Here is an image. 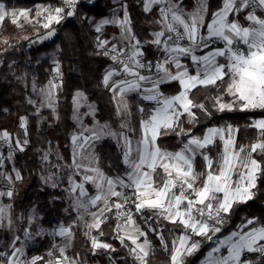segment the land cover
Here are the masks:
<instances>
[{
    "label": "snow or ice",
    "instance_id": "snow-or-ice-1",
    "mask_svg": "<svg viewBox=\"0 0 264 264\" xmlns=\"http://www.w3.org/2000/svg\"><path fill=\"white\" fill-rule=\"evenodd\" d=\"M133 3L155 26L150 39L137 35L128 0H111L100 18L84 10L94 8L96 0L19 9L0 2V65L20 41L43 44L74 18L93 33L90 55L111 61L101 85L113 102L112 118L102 122L88 95L73 92L74 129L65 155L52 141L40 147L30 138L32 118L40 124L48 119L44 109L55 122L61 119L64 50L56 46L39 86L35 74L11 72L24 87L31 77L37 98L26 95L34 111L18 116L16 132L0 129V149L6 147L0 150V231L11 233L7 242L0 240V264H88L89 256H103L106 264H154L158 253L162 264H189L205 245L199 264H264V217L246 216L225 232L241 205L264 195V0H219L215 8L209 0ZM6 19L20 35H2ZM107 26L118 35L108 38ZM146 49L157 55L148 59ZM15 64L6 66L11 70ZM200 90L206 93L203 99L197 98ZM232 113L251 118L242 126L225 120L195 131L219 114ZM241 127L255 130L250 143H238ZM170 136L177 139L175 150L163 144ZM106 140L115 145L118 158L106 164L111 173L96 151ZM30 148L37 154L33 171L42 185L63 193L52 199L68 201L67 223L45 229L35 206L27 215L14 214L27 168L17 167L16 158ZM46 234L53 238L47 251L30 255L28 242ZM78 234L85 251L70 254Z\"/></svg>",
    "mask_w": 264,
    "mask_h": 264
},
{
    "label": "trees",
    "instance_id": "trees-1",
    "mask_svg": "<svg viewBox=\"0 0 264 264\" xmlns=\"http://www.w3.org/2000/svg\"><path fill=\"white\" fill-rule=\"evenodd\" d=\"M9 8H33L39 3H55L56 0H0ZM130 11L133 14L135 21L134 28L140 39L151 37L149 32L155 26H150L147 21L150 17L140 11L133 0H128ZM191 3V0H188ZM211 8H215L219 0H209ZM111 5V0H96L94 8H85V12L96 18L107 14ZM28 34H31V29H28ZM3 36L15 37L20 35L19 29L11 25L6 19L4 22ZM35 38V37H33ZM93 33L87 26H82L76 19L70 18L64 23L57 36L52 40L45 41L43 44H36L29 46L28 41H20L14 50L4 54L5 65H0V109L7 108L8 112L0 111V129L6 128L10 132H16L18 127V116L23 114H31L34 111L32 105L26 104L25 97L29 95L28 88L18 83L12 76L11 72L16 71L19 75L23 70H32L36 75L38 81L44 83L47 79V70L51 64L49 59H42L37 63L38 58L55 49L59 45L63 50V71L65 80L64 98H62L59 113L60 121L55 122L50 114V110H45L42 115L47 117V121L43 124L37 123V118H32V126L30 132L31 140L37 146L43 147L44 141H52L53 144H58L60 150L68 154V136L74 129V122L71 120V97L75 90H83L94 102L98 109V118L103 122L113 116V102L111 101V94L102 87L101 78L104 69L111 63L103 57L90 55L93 51ZM15 43V41H13ZM148 59H153L157 54L152 49H146ZM15 60L16 64L10 70L6 65L11 64ZM175 87V85H173ZM204 90L196 93L198 99H203L205 95ZM254 115H259L256 113ZM246 118H251L248 113H232V114H219L213 120L207 121V124H201L195 131L201 132L203 128L212 126L213 124L219 125L223 121H229L234 125H244ZM255 130L241 127L238 134V143H250L254 137ZM164 146L170 150H175L179 147L177 139L174 136L164 138ZM97 152L100 154L102 163L105 165V170L111 173V169L106 167L108 162L115 163L117 157L115 153V145L110 141H104L101 145L97 146ZM219 150V148H217ZM215 155V152L213 153ZM26 165L27 168L24 172V183L18 184V196L14 201V214L23 212L25 215L33 206L36 207L39 215L42 217L40 220L41 225L46 228L54 227L58 222L67 223L69 217L63 211L67 207L68 201L65 199L53 200V196H63L59 190H54L49 187L43 186L41 181L35 175L33 169L38 168V158L35 151L30 148L26 153L18 154L16 158V166L21 167ZM199 167V164H198ZM123 165H120V169ZM74 215V213H73ZM252 215L264 217V195L260 196L257 200L249 202L247 205H241L236 214L232 217L231 221L225 228V232H229L238 226L244 217ZM4 233V234H3ZM3 235L9 237L8 232L0 231V238ZM154 243L158 246V241L153 236L151 237ZM118 249L120 244L118 241L107 238ZM52 237L45 235L38 239V242L33 247L29 248V254H43L50 247ZM86 245H84V237L78 234L73 249L70 253L79 251L83 253ZM208 245L201 249V252L189 258V264H199V262L206 255ZM118 255H124L123 250ZM164 256L157 254L154 264H162ZM88 262L91 264H106V258L103 256H89Z\"/></svg>",
    "mask_w": 264,
    "mask_h": 264
},
{
    "label": "rangeland",
    "instance_id": "rangeland-1",
    "mask_svg": "<svg viewBox=\"0 0 264 264\" xmlns=\"http://www.w3.org/2000/svg\"><path fill=\"white\" fill-rule=\"evenodd\" d=\"M37 5V4H36ZM35 7V6H34ZM33 7V8H34ZM19 9V8H18ZM113 33H115V34H117L118 35V29H116V28H114V27H112V26H107L106 27V32H105V35L108 37V38H111V36H112V34ZM55 50H56V48L55 49H52V50H50L49 52H47V53H44V54H42L39 58H38V61L40 62L42 59H49V61H50V63H51V57H52V54L55 52ZM30 74H34L33 73V71L32 70H27ZM38 80V79H37ZM27 84H28V92H29V96H32L34 99H36L37 97H36V94L35 93H33V92H31V77H29V79H28V81H27ZM40 84H42L40 81H38V86L40 85ZM89 101H91L90 99H89ZM92 102V101H91ZM45 110H48V109H44L43 110V112L45 111ZM84 109H82V111H83ZM42 112V113H43ZM44 116V115H43ZM86 123H89L90 121L88 120V118H86V121H85ZM0 150H4V151H6V147L4 148V149H0ZM97 151V150H96ZM8 167L10 168L11 167V165H8ZM3 169H0V171H2ZM0 190H4V185H3V183H0ZM5 202H7V201H5ZM28 214V213H27ZM26 214V215H27ZM40 224H41V222H40ZM55 227V226H54ZM45 229H49V228H46V227H44ZM4 234V233H3ZM2 234V237L0 238V240H3L4 242H7L9 239H10V236H11V233H9V237H6V235H3ZM47 235V234H46ZM45 236V235H44ZM23 238V237H22ZM40 237L38 236V237H36L34 240H32V241H29L28 242V245H29V248H31V247H33L34 245H36L37 244V242H38V239H39ZM53 239V238H52ZM60 239L61 238H55V242L56 243H59L60 242ZM71 254V253H70ZM88 264H91V263H89L88 262Z\"/></svg>",
    "mask_w": 264,
    "mask_h": 264
},
{
    "label": "crops",
    "instance_id": "crops-1",
    "mask_svg": "<svg viewBox=\"0 0 264 264\" xmlns=\"http://www.w3.org/2000/svg\"><path fill=\"white\" fill-rule=\"evenodd\" d=\"M203 259H204V258H203ZM203 259H202V260H203Z\"/></svg>",
    "mask_w": 264,
    "mask_h": 264
}]
</instances>
